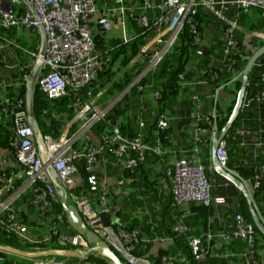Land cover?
Instances as JSON below:
<instances>
[{"label": "built area", "instance_id": "1", "mask_svg": "<svg viewBox=\"0 0 264 264\" xmlns=\"http://www.w3.org/2000/svg\"><path fill=\"white\" fill-rule=\"evenodd\" d=\"M138 1L115 0L113 5H100L97 0H27L26 2L0 0V25L6 28L15 27L19 31L40 33L38 49L30 51L32 61L27 67L30 66L32 73L29 74V72L24 77L26 82L28 80L31 82L27 84L28 100L26 98L24 109L18 111L20 102L14 108L9 97L0 98V128L8 117L12 116L14 120L12 135L9 137L10 146L5 148V154L0 153V158L3 156L0 159V229L16 235L21 239L24 247L38 246L52 239V236H48L44 240H38L28 234L29 225L20 218L16 209L17 201L25 194L30 195L29 205L34 206L38 213L45 215L51 211L53 200H60V197L66 193L70 203L80 211L86 225L104 239L126 264H152L148 254H139L137 251L141 245L160 240L159 237L141 234L137 229L130 231L118 225L114 214L120 210V206L108 198L105 190L94 197L91 193L76 192V187L79 173L77 161H83L89 172L97 171L101 158L104 161L116 159L122 162L123 168L135 170L141 164L148 162L152 155L160 157L163 154L161 142L154 144L145 142L141 135L126 137L121 128L112 123L107 134L97 135L93 125L104 119L110 108L109 105L101 107L97 104L106 88L97 95L90 92L89 99L85 102L75 103V118L82 120L79 129L69 134L71 125L68 124L66 130L57 139L44 135L35 117L30 115L31 86L34 90L35 85H38L47 97L53 99L67 95L70 89L78 91L89 85L98 77V73L110 64V58L97 49L93 29L99 28L112 32L118 23L121 28V39L123 43H128L133 39L129 29L131 19L145 30L151 28L157 30L156 35L145 44L142 52L131 61L133 63L148 60L147 68L141 73L145 75L152 68L157 67L164 56L172 50L186 26H189L194 34L195 44L202 45L203 39L198 31L196 19L199 4L208 8L219 4L221 12L229 11L231 6L236 7L235 18L225 20L227 41L224 55L228 57L232 52L239 51L235 37L238 15L258 6L264 8V0L228 2L225 0L221 2L216 0H141V4H138ZM21 4L24 10L20 13L16 6ZM155 11L159 14L155 15ZM220 16L225 19L221 14ZM1 49L2 45L0 46V62L6 61V55ZM202 53L203 49H200L198 54ZM226 67L229 72H235L234 63H226ZM120 76L121 74L118 78ZM184 77L185 72L179 75L181 80ZM8 79L1 78L0 85L12 86L15 78ZM262 80L264 82V72ZM198 82L206 83L205 80ZM137 83L138 79L130 86ZM155 95L158 98L161 97L159 91ZM260 98L264 100V88ZM190 99L194 104L200 103V98L195 93ZM202 116L203 114L200 115V119L206 120L207 125L211 126V116L206 118ZM158 125L162 129L170 128L166 114H161ZM194 136L195 141L201 145H207L210 141L206 128L198 124L195 125ZM81 137L83 141L77 145ZM215 158L221 166L227 167L229 157L224 138L220 140L215 150ZM218 169L215 167V170L218 171ZM164 171L167 177L163 181L170 186L173 200L178 206L188 205L191 201L204 206L226 203L225 197L213 192V184L208 177L205 163L198 159L194 151L180 157L174 165H166ZM262 172L264 174V166ZM90 181L95 184L93 187L95 188L96 177L92 176ZM124 183L125 180L121 178L117 184L121 186ZM256 186L258 182L255 181L253 187ZM102 214L105 215L108 224L104 222ZM262 223L261 230L264 232V216H262ZM49 229L52 235L57 237L59 245L88 249L82 236L61 231L58 229L57 222L50 225ZM187 230V226L182 223L174 226V232L183 238ZM220 237L224 241L231 240L232 237L244 239L245 264H264V260L257 256L255 227L247 222L242 214L235 215L230 233H222ZM185 238L195 258L205 259L209 250L204 244L203 237ZM229 254L236 256L237 252ZM180 256L182 253H179ZM175 261V258L170 255H164L161 259L162 264H176ZM34 264H65V261L61 258L43 257L35 259Z\"/></svg>", "mask_w": 264, "mask_h": 264}, {"label": "trees", "instance_id": "2", "mask_svg": "<svg viewBox=\"0 0 264 264\" xmlns=\"http://www.w3.org/2000/svg\"><path fill=\"white\" fill-rule=\"evenodd\" d=\"M97 2L100 3V5H113L115 0H97ZM138 4H141V0L138 1ZM16 9L20 13L24 10L22 4L16 6ZM254 10L256 11V21H252L253 13H250V11L239 14V21L248 29L264 32V8L258 6L255 7ZM158 14L159 13L155 11V15ZM151 16L153 20L154 14L152 13ZM211 18L212 15L209 10H207L202 4H199L196 19L199 26L198 31L201 33L203 39L202 45L197 46L195 44L194 34L191 32L190 27L186 26L180 33L172 50L164 56L163 60L157 67L152 68L145 75H141V73L147 68L149 61L144 60L133 63H131V61L138 53L142 52L145 44L156 35V29L151 28L145 30L131 19L129 29L133 39L128 43H123L120 36L121 28L118 23H116L117 26L112 32H106L99 28H94L93 32L97 49L99 52L110 58V64L105 66L104 69L98 73V77L89 85L80 88L78 91L70 89L67 95L59 98L51 99L47 97L40 90L39 86L35 85L33 90L34 117L41 132L44 135H50L57 139L66 130L70 122H72V124L69 129V134L75 132L79 129L80 124L82 123V120L75 118V103L87 101L90 92L97 95L104 88H106V90H104L103 95L98 99L97 104L102 107L109 105L110 108L107 110L105 118L93 125V130L99 136L104 133L107 134L111 129L110 123H112L118 125L121 128L123 135L126 137H136L141 135L143 141L151 144L160 141L164 151L165 143L171 137V129H162L159 127L158 121L161 114H166L168 116L169 113L172 114L176 111L174 107L177 98L180 95L184 98V103L188 104V113H195V121L198 126L207 128L209 125H207L206 120L199 118L200 109L202 108V112H205L204 110L208 107L211 109L212 103H214V99L212 98L213 91L219 87L220 82H235L237 92L242 83L241 72L247 63V58L245 56L247 47L243 44L245 33L236 31L235 37L238 41L237 47L239 51L238 53L232 52V54L227 57L224 55V48L227 41L225 36V25H217V27L220 26L218 29V39H207L209 28L212 26ZM115 22H117V20H115ZM39 44V32L30 33L25 30L19 31L15 27L6 28L0 25V46L2 45V53L6 55V61L0 62V78H2V74H5L7 70L11 73L8 78H15L12 86L3 87L0 85V98L4 96L9 97L11 99V105L14 108H16L20 100L27 95L28 86L26 85L27 83L24 77L30 72V66L27 67L32 61L30 51H36ZM200 49H203L202 54H198ZM216 53H218V55ZM226 63H234L235 72H229ZM18 65L20 67H18ZM183 72H185V77L181 80L179 75ZM263 72L264 54L259 58L250 73L243 103L224 137L229 157L227 168L234 171L238 175V178L243 182L250 181L249 183L252 184L255 183V181L258 182V186L253 188L252 195L255 209L261 214V216H264V174L262 172L264 166V100L260 98L261 92L264 88V82L262 80ZM120 74L121 76L118 78ZM136 79H138V83L130 86V84ZM201 80H205L206 83H199L198 81ZM157 91L161 94L160 98L155 95ZM236 92L227 109H223L218 103L217 108L219 114L215 119L219 134L222 133L229 120L236 102ZM194 93L200 98V103L198 104H194L190 99L191 95ZM118 95L120 96L117 98ZM101 102L104 104H101ZM177 110L179 112L183 110L181 104H179ZM189 122L190 120L188 119L186 123ZM13 123V117L10 116L2 124L0 128V147L8 148L10 146L9 137L12 135ZM82 141L83 137L79 139L77 145ZM207 156L208 155H206L205 167L207 169L208 177L213 183L211 172L209 173V162H207V159L209 161V157ZM101 159L104 160L103 158ZM111 160H113V158L108 161ZM77 164L79 166V173L77 177L78 183L76 192L80 194L91 193L94 197L103 193L105 188L100 184L98 168L96 172H89L86 170L83 161H77ZM145 164H147V162L141 164L135 170L123 168L121 176L130 179L132 176L136 178L138 175H142L143 188H145L147 192H151L154 191L157 186L158 188L154 191V193H156L163 187L161 184H157L159 179L161 177H167L166 172L164 171L165 167H163V161L161 163V166L163 167L161 171L162 173L158 174L157 179L149 173L151 167H147ZM92 176H95L97 179L95 188H93L95 184L90 181ZM20 183L21 182L19 181V184ZM16 184L18 185V182ZM228 184L231 186L232 183L228 182ZM166 189H168V187H166ZM233 189L234 190H227L226 193L229 200H233L235 203L234 208L231 211L233 217L240 213L244 216L247 222L253 224L257 235V256L259 259L264 260V232L261 230L258 222H256L250 209L248 199L243 191L235 186ZM105 191L108 198L119 205L121 209L120 200L112 197L111 195L113 193L110 195L107 190ZM232 192L234 193L233 195ZM170 193L169 204L161 210V221L163 226L160 228L151 223H147L144 226V229L148 232L153 228L152 231L154 234L150 237H164L163 232L165 231L166 234L170 235L178 245L162 247L157 254H153L150 250L152 243L144 244L138 248L137 253L148 254L152 260V264H162L161 259L164 255L173 256L176 260V264H223L226 260L225 258H228L232 263L238 262L237 256H226V254H224L226 257L223 259L212 256V252L213 249L217 248H221L222 251L229 253L239 249L244 250V239L232 237L229 242L222 239L216 241L212 238L206 240L205 238L207 234L201 235L207 231L209 232V216L212 214L213 207L196 204L193 208L188 207V211L183 210L180 209L183 205L178 206L174 202L171 189ZM22 200L29 204L30 195H23ZM171 204L175 209H180L178 216L172 214L173 211L170 210L172 209L170 208ZM121 210L114 214V217L118 220V225L130 231L137 229L131 225L130 221H128V217L125 218L123 209ZM194 211H197L200 215L195 218H190L186 215L187 212ZM17 213L24 217V219H22L29 225V231L32 233L38 232L37 227H43L41 222L37 221V219H29L23 211L17 209ZM61 213H63V216L60 219L59 216ZM169 213H171V216H168ZM41 215L44 219L51 217L52 222L51 224L48 222L49 225L57 222L58 229L60 230L62 226H68L65 211L60 200H53L51 211L45 215ZM203 217H205V220H203ZM133 222L138 223L136 220H133ZM177 223H182L187 226L188 230L185 237H203L204 244H206V246L208 245L207 250H209L205 259L198 260L195 258L187 239L185 237L184 239H180L182 236H179L174 232V226H176ZM137 230L141 234L149 236L148 233H142L144 231L141 232L139 229ZM230 230L231 229H228L225 232L230 233ZM68 232L76 233L70 227H68ZM46 235L52 236L50 242L41 243L38 246L24 247L21 239L16 235L0 229V244L14 248H25V250L29 251L69 247L59 245L57 243V237L52 235L50 229L49 233H46ZM37 239L43 240L42 238ZM85 242L88 247L92 246L88 241L85 240ZM179 253H182V256L179 257ZM58 257L61 259L67 258L63 256ZM92 257L93 255H90V258ZM96 259L97 264H110L104 258ZM0 264L34 263L33 260L29 258H21L17 255L10 254L6 258L0 256Z\"/></svg>", "mask_w": 264, "mask_h": 264}, {"label": "crops", "instance_id": "3", "mask_svg": "<svg viewBox=\"0 0 264 264\" xmlns=\"http://www.w3.org/2000/svg\"><path fill=\"white\" fill-rule=\"evenodd\" d=\"M217 2H221L223 0H216ZM225 1H231V0H225ZM103 5V4H102ZM205 7V6H204ZM216 9L209 6L205 7L207 10H209L210 14L212 15L211 22L212 26L209 28V34H208V40L210 39H218L219 31L218 29L221 26V23L225 25L226 21L224 18L220 16V14L227 18L231 19L235 13V8L231 6L229 11L221 12L220 5H215ZM252 14V21H256V11L252 9L250 11ZM219 19V20H218ZM240 19V18H239ZM221 22V23H219ZM220 25L217 27V25ZM238 28L237 31L244 32L245 33V39L243 41V44L245 47H247L245 56H250L254 50L253 42L255 40L258 41V47H261L264 45V32L258 31V30H251L242 25V23L238 20L237 21ZM226 26V25H225ZM250 44V45H249ZM247 45V46H246ZM251 50V51H248ZM217 52V51H216ZM218 55V53H216ZM250 54V55H249ZM1 73V70H0ZM240 76V74H239ZM242 76V75H241ZM236 81V80H235ZM239 91V90H238ZM236 92V84L233 81H228L227 83L220 82V85L217 89L213 91L212 98L214 99V103H212L211 109L208 107L205 112H200V115L203 114L202 118H206L211 116L212 118V124L211 126H208L206 128L207 135H209L210 141L207 145H201L200 143H197L195 141L194 131H195V125L197 124L195 121V113L189 112L188 113V104L184 103V98L182 95H180L177 98V102L175 104L174 109L176 110L172 114H168L169 117V123H170V129H171V137L166 141L163 154L160 157H157L155 155H152L147 164H145L147 167L150 168V174L155 177V179L158 178V174L162 173V168L166 167V165L169 164V166L174 165L180 157L183 155L190 153L191 151L195 152L198 159L205 163L206 162V155L209 157V161L207 159V162H209V173L211 172V178L213 180V192L215 194L221 195L225 197L226 203L221 205H213L212 207V214L209 216V232H205L201 235L210 234L212 239L214 240H220V235L222 233H226L228 229H231L235 217H233V213L231 212L234 208L235 203L233 200H229L228 196L226 195L227 190H234L233 187L235 186L231 184V186L226 182V178L217 170H215V167L212 162V149L213 145L215 143V139L217 136H219V132L217 131V134L215 132V129L213 128V124L216 121L214 115L219 114L218 110V103L220 107L222 106L223 109H227L230 102L232 101L234 94L236 92V95L238 93ZM211 97V96H209ZM101 104H104L101 102ZM179 104L182 105L183 110L179 112L178 106ZM101 106V105H99ZM102 107V106H101ZM217 109V112L215 110ZM199 115V113H198ZM199 115V118H200ZM190 120L189 123H186L187 120ZM0 153L5 154V148L0 147ZM163 161V167L161 166V163ZM123 171V167L120 161L117 160H111V161H104L101 159L99 166H98V178L100 181V184L102 185L105 190L114 198H118L120 200L121 209H123V212L125 214V218L128 217V221H130L131 225L134 226V228L139 229L142 233H148L149 236L153 235V231L151 228L150 231L147 232L146 229H144V226L147 223H151L153 225H156L161 228L163 226V223L161 221L162 212L161 210L167 206L170 200V186L165 183L164 178H160L158 181V185L161 184L162 189L158 190L156 193L154 191L157 186L155 187L154 191L147 192L145 188H143V180L142 175H138L136 178L132 176L130 179H126L125 177L121 176V173ZM147 173V172H146ZM151 176V177H152ZM123 178L125 180V183L123 185H118V180ZM249 187L252 189L251 192L253 193V184L245 181ZM231 183V182H230ZM168 187V189H166ZM236 187V186H235ZM154 193V194H153ZM234 193L232 192V195ZM198 205V204H197ZM28 206V207H27ZM250 206V205H249ZM189 207V204L186 206L181 207L180 209L187 210ZM16 208L20 211H23V213L31 220L37 219V221L41 222L43 227H37L38 232L32 233L29 231V234L34 238L44 239L46 236V233H49V223L51 224L52 218L47 217L46 219L42 218V215L38 213V210L34 206H30L27 202H23L22 198L18 200V203L16 204ZM171 211H173V215L178 216L180 209H175L172 204L170 206ZM193 208V207H189ZM120 209V210H121ZM122 211V210H121ZM188 211V210H187ZM20 215V214H19ZM190 218H195L200 215L197 211L194 212H187L186 214ZM59 216V215H58ZM63 216V213L59 216ZM168 216H171V213L168 214ZM21 218L24 219L20 215ZM205 217H203V220ZM122 220V219H121ZM133 220H136L138 223L133 222ZM118 221V220H117ZM123 222V220H122ZM198 225V223H197ZM60 226V224H59ZM61 230L68 231V226H62ZM164 237H159L160 240L154 241L151 245V252L153 254H157L159 250L162 247H166L168 245H178L174 242V239L170 237V235H167L166 232H163ZM157 237V236H156ZM180 239H184L180 237ZM228 240L227 242H229ZM207 242V241H206ZM208 246V245H207ZM46 250V249H41ZM37 250V251H41ZM243 249H239L237 251H231L230 253L237 252L236 256L238 257V262H231L228 258H225L226 256H229V252L222 251L221 248L213 249L212 256L217 258H225L223 264H245L244 262V256H243ZM20 251L30 253L35 251H29L25 248L20 249ZM241 251V252H239ZM14 254V253H13ZM24 254H14L19 257L29 258L31 260H35L37 258H43V257H56L52 255H45V256H37L32 257L31 255H24ZM226 254V256H224ZM101 258L98 255H94L92 258L89 257V254L87 256L82 257H67L63 258L65 261V264H97V259Z\"/></svg>", "mask_w": 264, "mask_h": 264}, {"label": "water", "instance_id": "4", "mask_svg": "<svg viewBox=\"0 0 264 264\" xmlns=\"http://www.w3.org/2000/svg\"><path fill=\"white\" fill-rule=\"evenodd\" d=\"M27 1V0H23ZM254 50L252 54L247 58V63L245 67L243 68L241 75H242V84L241 88L238 93L237 102L235 104L234 110L232 115L230 116L225 128L223 129L222 133L216 137L215 143L213 145L212 149V162L214 167H218V171L226 178L229 182L234 184L237 188L243 191L244 195L247 197L250 209L254 215V218L256 222H258L259 226L262 227V216L261 214L255 209L254 206V199L252 192L249 190L248 186L238 177L235 176L233 172H231L227 167L221 166L219 162H217L215 158V150L218 147V144L220 140H222L228 129L230 128L231 124L233 123L242 103L243 98L245 95L246 86L249 81V76L251 71L253 70V67L259 60V58L264 54V45L261 47H258V41L255 40L253 42ZM30 97H31V107H30V115L34 116V108H33V88L30 87ZM24 109V99L22 98L20 101V104L18 106V111H21ZM213 128L215 129V132L217 134L218 127L217 122L215 121L213 124ZM60 202L64 208L65 215H66V221L70 228H72L77 234L82 236L86 241H88L92 246L89 249H83V248H50L46 250L41 251H35L27 253L28 255H31L32 257L37 256H45V255H52V256H63V257H82L87 253V251H94L98 254L99 257L106 259V261L110 264H126L121 256L104 240L102 239L95 231L91 230L85 223L80 211L77 209L76 206L73 204L68 203V197L67 194L64 193L60 197ZM196 206V203L191 201L189 202V207ZM104 222L108 224V221L104 214ZM3 250L0 251V256L7 257L9 253L14 254H24V252L10 248L5 246H0ZM9 252V253H7ZM26 252L24 255H26Z\"/></svg>", "mask_w": 264, "mask_h": 264}, {"label": "clouds", "instance_id": "5", "mask_svg": "<svg viewBox=\"0 0 264 264\" xmlns=\"http://www.w3.org/2000/svg\"><path fill=\"white\" fill-rule=\"evenodd\" d=\"M234 8H236V7H234ZM235 11H236V9H235ZM242 13V12H241ZM235 15H236V12L234 13V15H233V17L231 18V19H233V18H235ZM239 16V15H238ZM225 20H226V18H225ZM239 20V18L237 17V21ZM225 25H226V27H227V23H225ZM237 31V30H236ZM249 57V56H248ZM247 56H246V58H248ZM1 79V78H0ZM28 91H29V89H28ZM28 91H27V93H28ZM29 96H30V94H29ZM26 98H27V95H26V97L25 98H23L24 99V104H25V101H26ZM30 99H31V97H30ZM216 117H217V115H216ZM230 118V117H229ZM228 122V121H227ZM220 135V134H219ZM230 170V169H229ZM234 172V171H233ZM235 176L236 177H238V175L237 174H235ZM227 180V179H226ZM245 183V182H244ZM68 203L69 204H71L70 203V200L68 199ZM196 204H198V203H196ZM186 206V205H185ZM19 214V213H18ZM21 218V217H20ZM24 221V220H23ZM68 224V223H67ZM68 227H70L69 225H68ZM232 229V228H231ZM29 230H30V227H29ZM61 231H63V230H61ZM64 232H68V231H64ZM69 233V232H68ZM29 234V233H28ZM30 235V234H29ZM31 236V235H30ZM208 236H210L209 238H208ZM32 237V236H31ZM32 238H34V237H32ZM45 238H47V237H45ZM44 238V239H45ZM212 237H211V235L209 234H207V236H206V240H210ZM34 239H37V238H34ZM43 239V240H44ZM50 242V241H49ZM0 245H3V244H0ZM3 246H5V245H3ZM5 247H10V246H5ZM91 246H89L88 247V249L90 248ZM10 248H14V247H10ZM65 248H67V247H65ZM69 248H71V247H69ZM14 249H18V250H20V249H22V248H14ZM50 249V248H49ZM71 249H76V248H71ZM0 250L2 251L3 249L2 248H0ZM39 250H41V249H39ZM26 251V250H25ZM30 251H37V250H30ZM7 253H9V252H7ZM10 254H13V253H9L8 254V256L10 255ZM98 255V254H97ZM7 256V257H8ZM3 257V256H2ZM4 258H6V257H4ZM44 258H48V257H44ZM49 258H53V257H49ZM55 258H59L58 256H56ZM63 259V258H62ZM64 260V259H63ZM34 262V261H33Z\"/></svg>", "mask_w": 264, "mask_h": 264}, {"label": "rangeland", "instance_id": "6", "mask_svg": "<svg viewBox=\"0 0 264 264\" xmlns=\"http://www.w3.org/2000/svg\"><path fill=\"white\" fill-rule=\"evenodd\" d=\"M211 7H213V8H215L216 9V7H215V5H212ZM227 19V18H226ZM219 20V19H218ZM227 20H230V19H227ZM219 23H221V22H219ZM222 24V23H221ZM250 45V44H249ZM247 46V45H246ZM248 47V46H247ZM248 51H251V50H248ZM250 55V54H249ZM7 70V69H6ZM32 73V69L30 70V73L29 74H31ZM11 75V73L7 70L6 71V73L5 74H2V78L3 79H6L7 78V80H9L8 79V77ZM28 82H29V80H28ZM28 82H26L27 84H28ZM31 82H29V84H30ZM26 84V85H27ZM242 84V83H241ZM240 88H241V86H240ZM240 90V89H239ZM238 93H239V91H238ZM238 93H237V95H236V98H235V100H236V102H237V97H238ZM120 95H118L117 96V98L119 97ZM27 100H28V98H27ZM236 102H235V104H236ZM234 107H235V105H234ZM234 107H233V110H234ZM233 110H232V112H231V114H230V116L232 115V113H233ZM70 125L72 124V122H70L69 123ZM95 132V131H94ZM1 158H3V156L1 157ZM0 158V159H1ZM247 186H248V188H249V190L251 191L252 189L249 187V185L247 184V183H245ZM88 254H89V257H90V255H97V253L96 252H94V251H87V256H88ZM84 256H86V253H85V255ZM49 258V257H48ZM34 263V262H33Z\"/></svg>", "mask_w": 264, "mask_h": 264}]
</instances>
